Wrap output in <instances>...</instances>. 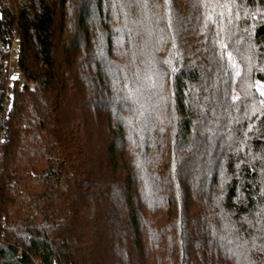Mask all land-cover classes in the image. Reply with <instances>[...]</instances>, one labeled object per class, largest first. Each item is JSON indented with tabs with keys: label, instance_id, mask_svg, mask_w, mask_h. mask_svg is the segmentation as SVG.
Returning <instances> with one entry per match:
<instances>
[{
	"label": "trees",
	"instance_id": "obj_1",
	"mask_svg": "<svg viewBox=\"0 0 264 264\" xmlns=\"http://www.w3.org/2000/svg\"><path fill=\"white\" fill-rule=\"evenodd\" d=\"M0 12V264H264V0Z\"/></svg>",
	"mask_w": 264,
	"mask_h": 264
},
{
	"label": "rangeland",
	"instance_id": "obj_2",
	"mask_svg": "<svg viewBox=\"0 0 264 264\" xmlns=\"http://www.w3.org/2000/svg\"><path fill=\"white\" fill-rule=\"evenodd\" d=\"M10 45H15V47L18 48V51L21 50L20 37L15 32H14V35L12 36V41H11ZM7 49H6L7 61H6L5 65H6L7 79H8L7 87L9 88V90H7L6 94H7V99H9V96L11 95V90L10 89H11V87L14 84L13 80L16 77H20V75H19L18 63H15V71L13 73H10V66L9 65H10L11 57H10V54L8 53ZM19 53H18V59H19ZM15 56H16V54L13 56V58H15Z\"/></svg>",
	"mask_w": 264,
	"mask_h": 264
},
{
	"label": "built area",
	"instance_id": "obj_3",
	"mask_svg": "<svg viewBox=\"0 0 264 264\" xmlns=\"http://www.w3.org/2000/svg\"><path fill=\"white\" fill-rule=\"evenodd\" d=\"M8 53L10 54L11 60H10V73H13L15 71V63H18V48L15 47V45H10L7 49ZM18 52V53H17ZM16 54L15 58L13 56Z\"/></svg>",
	"mask_w": 264,
	"mask_h": 264
},
{
	"label": "water",
	"instance_id": "obj_4",
	"mask_svg": "<svg viewBox=\"0 0 264 264\" xmlns=\"http://www.w3.org/2000/svg\"><path fill=\"white\" fill-rule=\"evenodd\" d=\"M0 16H1V12H0Z\"/></svg>",
	"mask_w": 264,
	"mask_h": 264
},
{
	"label": "snow or ice",
	"instance_id": "obj_5",
	"mask_svg": "<svg viewBox=\"0 0 264 264\" xmlns=\"http://www.w3.org/2000/svg\"><path fill=\"white\" fill-rule=\"evenodd\" d=\"M262 94H264V93H262Z\"/></svg>",
	"mask_w": 264,
	"mask_h": 264
}]
</instances>
